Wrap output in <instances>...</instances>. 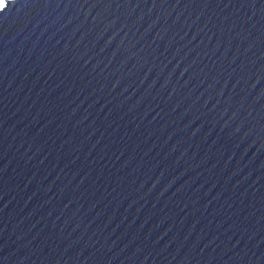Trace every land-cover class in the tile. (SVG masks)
<instances>
[{"label": "water", "instance_id": "1", "mask_svg": "<svg viewBox=\"0 0 264 264\" xmlns=\"http://www.w3.org/2000/svg\"><path fill=\"white\" fill-rule=\"evenodd\" d=\"M0 264H264V0H3Z\"/></svg>", "mask_w": 264, "mask_h": 264}, {"label": "bare ground", "instance_id": "2", "mask_svg": "<svg viewBox=\"0 0 264 264\" xmlns=\"http://www.w3.org/2000/svg\"><path fill=\"white\" fill-rule=\"evenodd\" d=\"M3 4V2H0V6Z\"/></svg>", "mask_w": 264, "mask_h": 264}, {"label": "snow or ice", "instance_id": "3", "mask_svg": "<svg viewBox=\"0 0 264 264\" xmlns=\"http://www.w3.org/2000/svg\"><path fill=\"white\" fill-rule=\"evenodd\" d=\"M0 2H3V0H0Z\"/></svg>", "mask_w": 264, "mask_h": 264}]
</instances>
